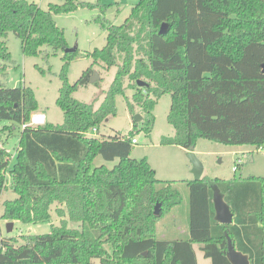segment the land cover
Listing matches in <instances>:
<instances>
[{
    "label": "trees",
    "instance_id": "obj_1",
    "mask_svg": "<svg viewBox=\"0 0 264 264\" xmlns=\"http://www.w3.org/2000/svg\"><path fill=\"white\" fill-rule=\"evenodd\" d=\"M109 5L59 0L43 9L29 0H0V76L12 61L5 40L10 32L21 39L25 55L43 47L64 51L57 98L63 123L30 124L39 109L34 89L0 83V120L11 122L6 129L21 128L14 156L0 146V196L8 180L18 195L4 202L0 219L48 222L54 203L62 217L47 233L0 230V264H199L198 250L208 264H232L227 234L250 264H264V177L181 180L190 192L189 235L158 237V221L183 201L178 181L157 178L148 158L131 156L133 131L90 135L115 113V97L125 93L129 78L135 89L129 105L145 111L148 133L157 100L171 95L168 121L175 134L163 136L162 144L191 149L204 137L264 148V0H138L122 24L104 17ZM81 6L100 8L94 20L107 30V43L90 53L93 63L72 84L68 71L78 49L66 52L65 31L54 15ZM98 63L117 71L96 108L74 92L91 82ZM140 79L148 84L139 86ZM97 155L118 162L93 168ZM214 186L230 205L232 223L215 219Z\"/></svg>",
    "mask_w": 264,
    "mask_h": 264
},
{
    "label": "rangeland",
    "instance_id": "obj_2",
    "mask_svg": "<svg viewBox=\"0 0 264 264\" xmlns=\"http://www.w3.org/2000/svg\"><path fill=\"white\" fill-rule=\"evenodd\" d=\"M36 2L43 9H48L51 2L59 0H29ZM97 3L98 0H80ZM110 4L104 17L115 24H122L129 16L132 7L138 0H102ZM100 14V8L79 7L75 11L54 15L57 24L65 31L68 47H77L78 54L71 62L68 71V79L74 84L93 63L90 55L95 49H102L107 43V30L94 20ZM12 61L5 67V73L0 76V83L5 86L15 87L19 85L31 86L34 89L39 103L37 112L45 115V122L61 124L64 121V111L57 104L60 88L63 84L61 73L64 64L63 49L55 50L51 47H43L42 53L38 55H25L22 41L14 33L10 32L5 38ZM3 61L0 60V66ZM117 67H104L101 63L94 65V72L99 78L86 86H81L74 92V97L86 103L95 102L99 108L116 76ZM94 74V73H93ZM125 93H118L115 97V113L110 114L99 129L90 131L91 136L110 137L115 134L127 136L130 131L134 132L138 142L133 143L131 156L133 158H148L156 170V176L162 180H176L183 195V201L175 206L173 210L158 221V237H187L189 235L190 219V192L186 183L181 180L194 179L192 172L193 164L189 158L190 151L186 152L177 145H165L161 143L163 136H173L174 127L168 121V113L171 107V95L164 94L157 100L154 108L155 124L152 131L148 133L143 126L146 125V113L138 105L131 109L129 101L133 102L132 96L135 89L130 87L132 81L125 79ZM141 116L134 126L135 117ZM11 125L9 121L0 120V146H5L13 156L19 144L21 128L9 130L5 127ZM197 158L203 163V176L212 178L231 179L249 176L264 177V148L258 149L251 144H223L208 138H198L194 148ZM15 161L11 160V164ZM118 162L107 160L102 155H97L92 167L107 165L113 167ZM239 165V167H238ZM238 167V169H236ZM180 180V181H179ZM18 195L13 191L11 180L7 181L6 188L0 196V215L4 211V202L14 199ZM256 201V196H252ZM59 205L51 206V220L42 223L22 222L17 220L0 219V230L2 235H20L25 233L42 234L51 229L52 224L59 225L62 217L56 212ZM68 218V217H66ZM14 222V228L8 232V222ZM69 226L76 227L78 223L68 220ZM199 264H208L209 260L204 257L203 252L198 250ZM100 264L99 260L94 261Z\"/></svg>",
    "mask_w": 264,
    "mask_h": 264
},
{
    "label": "water",
    "instance_id": "obj_3",
    "mask_svg": "<svg viewBox=\"0 0 264 264\" xmlns=\"http://www.w3.org/2000/svg\"><path fill=\"white\" fill-rule=\"evenodd\" d=\"M167 30V24L163 23L160 32L164 33ZM77 47L70 48L68 47L66 49V52L69 51H75ZM264 72V68H263ZM99 78V75L97 72H94L93 76L91 77V82H95ZM139 86H145L148 83L144 80H138ZM141 116H136L135 120H139ZM194 146L191 147L189 158L193 164L192 172L194 174V179L199 180L203 176L204 172V166L203 163L197 158L196 154L194 153ZM213 201H214V207H215V219L221 223H232L234 220V214L230 208V205L225 200L224 193L221 191V189L218 186L213 187ZM161 209V203L159 202L155 206V214H160ZM8 232H11L14 228V222H8ZM227 240H228V248H227V256L232 264H250V258L249 255L236 249L232 238L229 234H227ZM147 251L145 252V255H147Z\"/></svg>",
    "mask_w": 264,
    "mask_h": 264
},
{
    "label": "built area",
    "instance_id": "obj_4",
    "mask_svg": "<svg viewBox=\"0 0 264 264\" xmlns=\"http://www.w3.org/2000/svg\"><path fill=\"white\" fill-rule=\"evenodd\" d=\"M45 115L44 114H41V113H36L32 116V119H31V122L30 124H35V125H38V124H44L45 123ZM133 143H136L138 142L137 138L134 137L133 138ZM237 169V167H236Z\"/></svg>",
    "mask_w": 264,
    "mask_h": 264
},
{
    "label": "crops",
    "instance_id": "obj_5",
    "mask_svg": "<svg viewBox=\"0 0 264 264\" xmlns=\"http://www.w3.org/2000/svg\"><path fill=\"white\" fill-rule=\"evenodd\" d=\"M136 143H137V142H136ZM177 147H179L180 149H182V150H184V151H186V152L190 151V149H186V148H184V147H182V146H179V145H177Z\"/></svg>",
    "mask_w": 264,
    "mask_h": 264
}]
</instances>
